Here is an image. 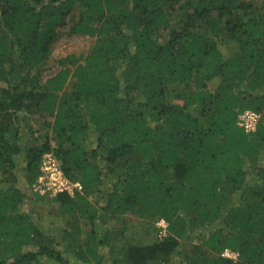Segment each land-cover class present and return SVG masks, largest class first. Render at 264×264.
<instances>
[{"label":"trees","instance_id":"16d2710c","mask_svg":"<svg viewBox=\"0 0 264 264\" xmlns=\"http://www.w3.org/2000/svg\"><path fill=\"white\" fill-rule=\"evenodd\" d=\"M66 26L94 44L44 78ZM246 110L264 115V0H0V264H105L107 246L112 264H264V122L246 132ZM49 153L80 189L35 190ZM125 214L167 235L115 251L99 222Z\"/></svg>","mask_w":264,"mask_h":264},{"label":"rangeland","instance_id":"374dc122","mask_svg":"<svg viewBox=\"0 0 264 264\" xmlns=\"http://www.w3.org/2000/svg\"><path fill=\"white\" fill-rule=\"evenodd\" d=\"M94 41L95 39L92 37L71 34L68 32L67 26L59 29L58 36L51 43L52 54L47 61L48 66L46 68L47 70L44 72V78L49 76V74L57 68V60L59 58L73 53L77 56H79V54H86L94 44ZM262 116L264 122V115ZM26 191L30 197L26 199L23 209L32 214V218L35 222L41 223L40 225H42L44 231L60 236L63 232L65 222L57 211L55 215L50 214V212L56 209V206L50 201H37L36 203L33 201L34 197L30 195L33 194L31 189ZM49 195L52 196V194ZM110 221L111 219L105 223L99 222L98 229L101 237H107L108 232L114 236V238L112 237L111 244L115 247V251L121 250V247L125 246L127 243L147 245L155 242L157 239H161L159 235V225L157 223L160 220L125 214L115 221ZM192 242L196 243L199 242V240L198 238H193ZM102 248V252L107 255L105 264H112L113 257L116 253L113 251L111 252L110 246Z\"/></svg>","mask_w":264,"mask_h":264},{"label":"built area","instance_id":"2783aa9c","mask_svg":"<svg viewBox=\"0 0 264 264\" xmlns=\"http://www.w3.org/2000/svg\"><path fill=\"white\" fill-rule=\"evenodd\" d=\"M262 115L258 112L246 110L239 114L238 124L244 128L246 132H254L258 127ZM41 171L43 172L34 185L35 190L42 193L46 190L51 194L67 191L73 193L75 188L80 189L81 184L78 182H70L63 174L56 158L52 154H45L42 159ZM159 225V235L161 239L167 235L168 224L165 220L157 222ZM225 256L235 259L237 255L230 251H226Z\"/></svg>","mask_w":264,"mask_h":264}]
</instances>
